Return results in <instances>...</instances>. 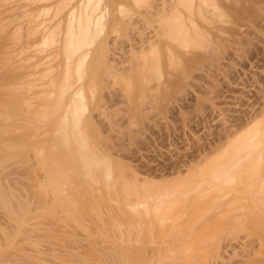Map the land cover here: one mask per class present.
I'll list each match as a JSON object with an SVG mask.
<instances>
[{"label": "rangeland", "instance_id": "obj_1", "mask_svg": "<svg viewBox=\"0 0 264 264\" xmlns=\"http://www.w3.org/2000/svg\"><path fill=\"white\" fill-rule=\"evenodd\" d=\"M29 1L35 17L26 2L18 12L23 18L33 16L35 27L44 15L36 7L49 3L51 8L42 16L44 30L53 36L45 64L44 130L46 164H55L50 168L43 164L47 172L38 183L39 167L31 162L27 194L19 192L20 186L16 189L18 177V183L14 177L6 183L9 189L15 187L10 189V199L17 220L0 202V243H5V235L13 228L32 223L59 231L60 239L69 242L118 237L129 245L134 262L138 246L151 239L160 241L159 251L166 248L165 254L171 253L168 247L179 246L174 251L175 264H191L192 259L205 264L220 255L225 263L216 264H248L251 257L255 258L251 264H264L260 242L264 200L254 202L236 189L241 178L264 170V159H257L264 150L240 145L243 135L264 121V0H100L98 6L105 7L100 10L107 15L84 33L86 56L77 75L73 73L76 56L66 53V9L78 0ZM0 6L4 7L3 0ZM98 6L93 5L94 10ZM75 89L84 96L79 115L71 113ZM65 108L68 111L63 113ZM227 164L234 166L232 182L227 185L224 179H212L213 170ZM55 175L64 180L63 191L58 192L65 191V204L61 201L55 206L44 200L43 206V199L62 198L60 193L51 195L56 187L49 180ZM39 184L46 186L38 189ZM188 189L193 195L186 199L183 191ZM17 190L24 195L22 199L25 195L28 202L33 199L31 209L23 200L30 204L31 213H25V205L18 207ZM166 191L174 197L153 213L164 216L162 223L152 213L140 215L132 209L113 213L96 201L85 208L89 199L98 196L119 200ZM83 195L88 199L79 197ZM76 196L83 200H78L81 205H76ZM182 201L185 208L180 207ZM84 204L86 211L81 207ZM242 240L248 244L242 246ZM181 249L186 251L184 258L187 251L191 253L186 258L192 262L179 258ZM241 255H250L251 260L245 263Z\"/></svg>", "mask_w": 264, "mask_h": 264}, {"label": "bare ground", "instance_id": "obj_2", "mask_svg": "<svg viewBox=\"0 0 264 264\" xmlns=\"http://www.w3.org/2000/svg\"><path fill=\"white\" fill-rule=\"evenodd\" d=\"M5 1H6V4H5ZM8 1L9 0H3L4 7L2 8L0 6L2 8V9L0 8V202H1L2 207L6 210V212H8V214L10 213L13 215V212H14V211L12 212L13 205L10 199V194L12 193L10 189H12L13 187L11 186V188L9 189L6 186V183H8V181L10 182L12 180L11 178L13 177H14V180L16 179L14 183L19 181L20 179L19 183L21 182V184L19 185V183L17 182L18 184L17 185L15 184V185L16 187L20 186V188L21 187L22 188L18 189L17 187L16 189H18L20 193L24 194L25 192L27 194L25 185L28 183L27 182L28 181L27 172L30 169L29 166L31 162L34 161L35 164H37L39 167V170L37 167L38 172L37 170H35L37 172V174H35L36 179L37 180L39 179L38 183L43 182L42 176L44 177L47 172L45 171L47 169L46 165L48 163L46 162L47 157L45 154L46 153L45 152L46 151V141H45V130H44V124H45V118H46V112H45L46 106L45 105H46V94H47L46 93L47 90L45 88L46 87V81H45L46 66L45 64H46V56H47V51H48V44H50L49 40L53 36L49 35V33H47V31L44 30L43 24H42L44 23V21L42 20V16H44L45 14L46 15L49 14L48 12L51 9L49 7L50 6L49 3H43V5H39L36 7L37 9H42V12L44 15H40L41 20L40 22L37 23L35 27L36 22L34 23V21L32 22L31 20L32 18L35 17V13H33V11L31 12V9H30L31 7L29 3L27 2L28 0H24V1L17 0V2L15 0H10L9 2H12V5L9 4ZM19 1L24 2L23 3L24 6H26L25 5L26 3L28 4L27 8L30 7L29 8L30 12L32 13L34 17L32 16L31 18V16H29V19L25 17L27 15L26 14L27 11H26L25 16H24L25 18H23V15L19 13L18 11H20V9H23L25 7H22L23 4L20 5L18 3ZM99 2L100 0H78L74 4H71L70 6H68V8L66 9V12H67L66 14V21H67L66 53L68 54L69 52H71L76 56L74 60V64H73V73L76 75L79 74L80 67L84 60V57L86 56V54H84L82 50L83 44L85 42L84 33L88 29H90V24H92L93 27H96L101 22L100 20H102V16L107 15L105 11H104L105 14L103 13V11H101V10H105V7L104 9H102V7L98 6ZM16 3L17 5L19 4L20 6L17 7ZM14 5H16V8L13 10ZM93 5L98 6V8L96 7L97 9L95 8L96 11L94 10ZM187 8L189 9V6ZM30 12H28V14H30ZM57 13H59V10ZM32 23H34L33 24L34 26L32 25ZM32 26L35 27V31H33L34 32L33 34L31 33L33 29V28L31 29ZM23 27L25 28L24 31H26L24 33H22L23 31L22 29H24ZM29 29H31V32ZM158 36L162 37L163 35L160 32L158 33ZM67 54L65 57L69 55ZM72 96H73V99H72L73 103L71 105V113L75 115L77 114L79 115L81 113L80 110L83 108L84 96L82 92L80 91V89H75L74 94ZM67 111L68 109L65 108L63 110V113H66ZM64 123L67 124V121H64ZM251 128H250V132L247 135L244 134L243 135L244 138L243 137L241 138L243 141L239 140L242 144H240V142L238 141L239 144L245 145V146H257L261 150H264V121L262 124H258V126H255V127L252 126ZM236 144L238 143L236 142ZM261 158L264 159V151L260 152V154L257 156V159H261ZM78 162H79V159H78ZM44 163L45 164L47 163L45 165V170L43 167ZM51 163L55 164L53 162H50L49 166L47 165L49 168L50 166H52ZM233 171H234L233 165H228V164L219 165L218 167H216L215 170H213L212 174L210 175L212 179L213 178L218 179V180L224 179L222 182H225V184L227 183L230 184V182H232L233 180L231 179ZM49 176H50V173H49ZM55 176H57L58 178H61L58 175H55ZM55 176H51L52 178L50 177L51 178L50 180L48 179L49 182H51L50 184L53 186V188L56 187L55 189L57 191L54 189L55 192H58V190L61 191V189L63 191V186H65V184L63 183L64 180L61 181L62 178L56 179L57 177ZM15 177H18L19 179ZM53 177L56 180L55 179L53 180ZM37 180L35 181L37 182ZM144 181H147V179L146 180L144 179ZM263 181H264V170L260 171L259 173L253 174L252 177H250L249 179L241 178L238 181V186L236 187V189H238L237 193H239V195H242V196L244 195L245 197H250V199L252 198L254 202H256L255 201L256 199L264 200V188H263L264 185L262 183ZM36 182H34V184ZM37 186L43 187L46 185L39 184ZM203 188H206V186H204ZM38 189H41V188L39 187ZM18 190H17V193L20 194ZM192 191H193L192 189L183 191V195L185 196L186 199H188L189 197L193 195ZM55 192L54 194H51V195L53 196L59 193L62 195L65 191L63 193L61 192L55 193ZM225 193L226 192L221 194V196L219 197L220 198L219 200L222 201L224 199ZM23 194H20L19 197L16 196V199L17 198L21 199L20 200L21 205L18 204L19 203L18 200H17L18 201L17 205H20L18 206L20 208H22V206L25 205L24 207L26 208L25 213H28L29 205L33 202L32 201L33 199L31 200L32 202L31 201L28 202L27 199L29 198H27V195H25V198L23 197L22 199L21 195ZM60 194L59 196L62 197L61 199L63 200H61L60 198H59L60 201H57L59 200L57 198L55 200L54 198L57 196L56 195V196H53L54 198H52L54 202L51 199L46 200L42 198L43 200H41V203H43L42 201L44 200L45 201L50 200L55 206H58L57 203L59 202L62 203L61 201H63L64 203V200L66 198L64 194L63 196H61ZM46 195H44V198L46 197ZM51 195H50V198L52 197ZM87 196L90 197V194H88ZM94 196L96 197V195H92L91 198H95ZM33 197H34V193H33ZM79 197L80 198L82 197V199L83 197L84 199H88V197L84 195L79 196ZM173 197H174V194L172 195L171 191H166L164 193L162 192L159 194L152 193L151 195H142V196L130 197V198L128 197L126 198V196H124L123 199L121 198L119 200H118L119 197H117V200L114 197L115 200H110V201L109 199H112L110 198V196L109 197L108 196L107 197L98 196V199L97 198L89 199L90 202L89 200H87V202L84 201L85 203L89 202L90 204L89 203L87 205L84 204L81 207L83 208V210L86 211L85 208L88 205H90L91 207L92 203L96 201V203L98 202L101 203V206L103 204L104 208L106 207V209L108 208V210L110 209L112 212L114 211L113 213L120 212L122 211V209H125L126 212L127 211L130 212L129 210L132 209V211H138L140 215L141 214L144 215V213L142 212H145V214L147 215H150L152 213L151 216H154L158 220V222L162 223L165 221L164 216H160V214L154 215L153 213L160 211L161 208L163 207V204L169 201ZM38 198L41 199L40 197ZM46 198H49V197H46ZM69 198L70 197H68L67 199L69 200ZM76 198L77 196L75 197V199ZM75 199L72 200L73 203ZM250 199L248 200V202L252 203ZM23 200L30 204L28 203L25 204ZM78 200L79 199L77 198V201ZM83 200H79V201H83ZM77 201L75 203H77ZM79 201H78V204L76 205H81ZM84 202H82V204ZM33 204L35 205V203ZM53 204L51 205L52 207H54ZM40 205L41 204H39L38 207ZM42 205L44 206V203ZM31 206L32 204L30 205V209H31ZM101 206L99 205L97 207L101 208ZM16 207L17 206H15V209ZM27 207H28V210H27ZM97 207L93 206V209H97ZM180 207L185 208L183 201ZM22 209H18V210L22 211ZM35 210L37 212L38 209H35ZM29 213L31 212L29 211ZM147 215L145 216L147 217ZM154 217L151 219L152 221L155 219ZM14 218L17 220L15 216ZM147 218H143V221ZM153 222L149 224H153ZM38 223L40 222L38 221L37 224ZM143 223L145 222H142L141 226L144 227L146 223L145 224ZM25 225L23 228H17V227L13 228L12 230L13 232H10V234L8 233L5 235V243L3 244L0 243V264H175L176 262L174 260H176L175 255L177 254V252H174V251H177L179 249L178 245H177L178 247L176 246L177 248L168 247V250H170L169 252L172 253L171 250L174 249L173 250L174 253L165 254L166 248H164L165 252L164 251L162 252L163 248H161L162 250L159 251L160 241L155 240L154 242V240H152L151 242L150 241L151 239L150 240L148 239L150 243L144 242L138 246V253L136 254L138 258L136 259L137 261L134 262V260L132 259L133 253L130 250L129 245L126 243L119 242L118 237H115L114 239H107V240L83 239L85 241L80 240V241L69 242L70 239H67V241L61 240L63 238L60 239V237L58 236L59 231L53 232L50 229L38 227L40 226V224H38L37 227L34 224L33 225L35 227H32L33 225L30 226L29 224H28L29 227L28 226L26 227ZM48 233L51 234V236L47 235ZM262 234L263 232H261V235ZM261 235L259 236L261 237ZM242 242L244 244H242ZM260 242L262 243L261 245L264 246V243H263L264 237L260 240ZM260 242L258 243L259 246H260ZM246 243L243 240L241 241L242 246H244ZM232 244H234V242ZM239 244L240 243L236 242L237 247H242V246H239ZM250 246L252 245L250 244ZM4 247L8 248L6 252L1 251V249ZM226 247L227 246H225V248ZM253 247L254 246H252L251 248ZM259 249H255V250H259ZM223 250L225 251V249ZM181 251L183 252V253L181 252V256L183 257L181 256L179 257V258H183L181 260L190 259L186 257L188 254H189L188 256L190 257L191 253L187 251V255L184 258V255L186 254V253L184 254V252L186 251L185 249L184 250L181 249ZM250 254H252V251ZM260 254H263V253L260 252ZM241 256L243 257L244 255H241ZM262 256H259V257H262ZM244 257L243 259L245 261L246 260L250 261L252 259V262L254 263L253 260L255 258L251 257L250 259V255L249 257L248 256L246 258ZM164 258L167 261L164 260ZM161 259L163 261H161ZM192 260L196 263L192 262ZM192 260H191L192 262L191 264H197L200 262H203L202 264H204L203 260H200V261L194 260V259ZM204 260L206 261V259ZM223 260H224V256L221 257L220 255L219 257L213 258L210 261H206L205 264L207 262L211 264H216V263L222 262ZM225 260L223 261V263H225ZM179 262L181 263V261H178L177 264ZM252 262L250 261L248 262V264H251ZM257 262L260 263L261 261H257ZM186 263L189 264V261H187ZM245 263H247V261Z\"/></svg>", "mask_w": 264, "mask_h": 264}]
</instances>
